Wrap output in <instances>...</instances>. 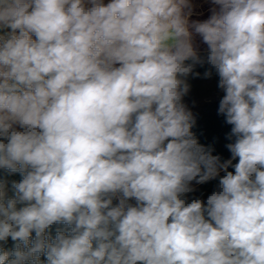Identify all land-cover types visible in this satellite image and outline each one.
Listing matches in <instances>:
<instances>
[{"label":"clouds","instance_id":"clouds-1","mask_svg":"<svg viewBox=\"0 0 264 264\" xmlns=\"http://www.w3.org/2000/svg\"><path fill=\"white\" fill-rule=\"evenodd\" d=\"M211 4L0 0V169L22 177L0 181V264H264V0ZM197 65L223 162L183 103Z\"/></svg>","mask_w":264,"mask_h":264},{"label":"trees","instance_id":"trees-1","mask_svg":"<svg viewBox=\"0 0 264 264\" xmlns=\"http://www.w3.org/2000/svg\"><path fill=\"white\" fill-rule=\"evenodd\" d=\"M204 50H201L203 53ZM194 69L202 71L215 72L214 69H210V66L204 65L203 67L197 65ZM224 93L215 99L204 101L196 106L191 112L195 123L192 128L194 136L198 142L204 146L207 150H210L212 155L219 156L221 162L231 158V153L226 147L227 144L234 142V137H230L232 125L226 123L224 115L219 114V102L222 99ZM237 161H233L235 164ZM230 171H233L231 167ZM222 173L221 175H223ZM22 179L19 173H10L7 170L0 169V181H6L8 186H11L12 181H20ZM218 182V178L215 179ZM11 195V193H9ZM116 201H114L115 203ZM61 227L60 225H53L50 229L53 237L55 236L56 229ZM34 235V234H33ZM6 250H11L14 247V242L9 238L7 244L3 245ZM45 257H41L43 261Z\"/></svg>","mask_w":264,"mask_h":264},{"label":"crops","instance_id":"crops-1","mask_svg":"<svg viewBox=\"0 0 264 264\" xmlns=\"http://www.w3.org/2000/svg\"><path fill=\"white\" fill-rule=\"evenodd\" d=\"M204 72L206 71L194 69L193 73L188 76L190 87L188 94L183 98V103L189 111H192L202 102L218 98L223 94V91L217 86L219 77L215 72H212L215 75L212 74L207 78L204 76L205 78L200 79V82L194 83L192 78L196 76V73L203 74Z\"/></svg>","mask_w":264,"mask_h":264},{"label":"rangeland","instance_id":"rangeland-1","mask_svg":"<svg viewBox=\"0 0 264 264\" xmlns=\"http://www.w3.org/2000/svg\"><path fill=\"white\" fill-rule=\"evenodd\" d=\"M105 2L107 3L108 0H105ZM191 2L194 6L193 15L190 17L191 20L203 21L209 17L210 8L212 7L211 0H191ZM194 42L198 46L199 50H204L207 47L206 45H204L202 43L199 36L195 37ZM204 73L194 76L192 78L194 83L200 82V79H202L204 77ZM212 74H214V73H212ZM187 82H188V77H187ZM222 173L223 172H221V174ZM217 183L218 182H216V180H210L204 184H196L195 181H192L191 186L195 189V191L188 194L189 199L201 198V199L206 201L207 196L210 195L215 190ZM131 202L134 203V201H131Z\"/></svg>","mask_w":264,"mask_h":264}]
</instances>
